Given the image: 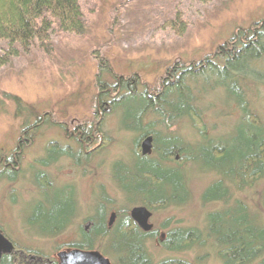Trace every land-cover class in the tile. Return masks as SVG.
Here are the masks:
<instances>
[{
  "label": "rangeland",
  "instance_id": "obj_1",
  "mask_svg": "<svg viewBox=\"0 0 264 264\" xmlns=\"http://www.w3.org/2000/svg\"><path fill=\"white\" fill-rule=\"evenodd\" d=\"M78 3L85 25L82 36L63 33L54 25L49 52L35 43L28 52L19 50V56L0 64V160L19 152L15 156L17 163L7 166L15 175L0 178V231L14 247L6 254L20 260L19 264H34L40 258L43 264L45 259L52 263L58 253L71 252L70 246L81 242L80 227L86 225L100 203L107 211L106 220L110 213L117 218L118 213L128 214L130 209L140 206L129 205L117 189L112 166L117 162L128 167L137 164L136 152L141 153L142 139L138 147L134 143L145 125L156 121V117L146 115L141 130L129 129L128 122L123 125V118L132 110L137 111L139 105L129 101L115 111L108 110L106 104L101 106L106 98L97 86L98 75L110 87L118 83L121 90L112 94L116 98L125 92L124 86L137 93L147 90L158 94L169 79L168 71L174 68L187 73L203 69L204 76L190 75L186 80L196 99L198 122L181 118L162 133L175 135L195 148L203 142L199 130L202 124L208 139L226 137L225 142L229 143L240 118L239 107L232 95L216 86L209 65L222 67L223 55L229 52L234 37L240 32H251L264 22V0H211L207 4L191 0ZM176 11L187 24L183 36L162 29ZM6 51L7 43L0 40V60ZM101 60L109 71L100 70ZM237 70L242 76L238 84L243 99L264 124V56L260 53L249 64L240 63ZM79 142L86 146L83 149L88 154H78ZM54 147L73 156H62L43 166L41 161L47 149ZM149 155L157 158L153 139ZM184 168L189 199L183 205L151 209L148 224L154 235L146 243L147 252L154 263L171 258L193 264H221L216 248L208 241L202 247L194 245L179 253L167 252L161 246L168 230L203 231L209 212L222 209L221 205L201 201L204 190L216 181L215 173L202 163L186 164ZM38 172L48 178L51 193L67 190L74 193L76 203L75 213L67 216L70 220L64 230L50 237L44 232L50 228L47 219L51 204L38 216L36 211L43 203L39 201L43 196L39 195L35 179ZM231 191L233 200L245 202L250 218L264 227V177L251 188ZM99 253L115 264L111 255L102 250Z\"/></svg>",
  "mask_w": 264,
  "mask_h": 264
},
{
  "label": "trees",
  "instance_id": "obj_2",
  "mask_svg": "<svg viewBox=\"0 0 264 264\" xmlns=\"http://www.w3.org/2000/svg\"><path fill=\"white\" fill-rule=\"evenodd\" d=\"M191 1L207 4L211 0ZM54 25L66 34H84L85 25L78 0H0V40L7 43V51L0 64L19 56V50L28 52L35 43L49 52L50 33ZM259 25L251 29V32H240L234 37L235 42L228 48L229 52L223 55L225 61L222 67L218 64L209 65L208 70L215 77L216 86L232 95L239 107L240 118L233 127L232 142L229 143L225 142L226 137L208 139L202 132V124L199 130L203 142L195 148L184 144L175 135L162 133L181 118L198 122L194 107L196 99L186 85V80L190 75L204 76L203 69L197 73H187L174 68L168 71L169 79L158 94L152 95L147 90L137 93L124 86L125 92L116 98H112V94L116 95L121 90L118 83L110 87L97 76L100 94L106 98L101 106L106 104L108 110L115 111L129 101L139 105L137 111L132 110L123 118V125L128 122L129 129L141 130L146 115L154 114L156 117V121L145 125L134 145L138 147L140 139L151 136L153 152L157 151V158L142 156L135 150L137 164L134 167L121 162L112 166L116 187L129 205L138 204L154 210L186 203L189 199L184 168L186 164L202 163L216 175V181L202 193L201 201L204 204L221 205L222 209L209 212L203 231L197 228L168 230L161 244L167 252H185L194 245L202 247L208 241L216 248L221 264H264V227L250 218V210L245 202L233 200L231 191L241 192L244 188H251L264 177V124L244 101L238 84L242 76L237 70L240 63L249 64L258 59L260 53L264 56V22ZM162 29L183 36L187 24L181 13L176 11L172 19L163 23ZM251 55H254L253 59ZM99 68L102 71L106 68L104 61H100ZM204 81L207 82L206 79ZM79 144L82 145V142ZM11 175V172L5 170L0 172V178H11ZM51 195L53 200H57L47 219L50 220V228L44 232L47 237L61 233L70 220L67 216L73 215L67 190L56 191ZM36 211L37 216L44 212L40 205ZM118 214L117 224L108 228L105 206L103 203L98 204L91 218L90 231L80 233L78 248L84 251L102 250L112 256L115 264H193L171 258L154 263L146 247L152 238L151 233L140 232L127 213ZM61 219L63 222H60ZM19 261L7 255L1 258L0 264H19Z\"/></svg>",
  "mask_w": 264,
  "mask_h": 264
},
{
  "label": "flooded vegetation",
  "instance_id": "obj_3",
  "mask_svg": "<svg viewBox=\"0 0 264 264\" xmlns=\"http://www.w3.org/2000/svg\"><path fill=\"white\" fill-rule=\"evenodd\" d=\"M105 110V109H104ZM103 109H102V111H104ZM143 139H145V138H143ZM142 139V140H143ZM142 140H141V142H142ZM141 142H140V145H141ZM78 145H80V149L81 150H79L78 152V154H81V155H85V154H88L87 153V151H85L86 150V146H84L83 144L81 145V144H78ZM83 148H85V150L83 149ZM60 152H63V155H60L59 156V153ZM66 153V154H65ZM19 154V152H16V153H14L11 157H8V158H2L1 160H0V163H2V167H1V169H0V172H3L4 170L8 173V172H11V173H13L12 171H10L9 169L10 168H7V166H9V167H11L12 166V164L14 165V164H16L17 163V159H16V155H18ZM65 154V155H64ZM62 156H73L69 151H66L65 149H58V148H52V149H47V151H46V157H45V159H43L42 160V162H44L45 163V165L44 166H47V165H49V164H52V163H54V162H56L60 157H62ZM7 162V163H6ZM6 163V164H5ZM14 175H15V173H13ZM35 179H36V181L38 182V184H39V195L40 196H43V198L42 199H40L39 201H42L43 203H41L40 204V206L42 207V209L45 211L46 209H47V204H51V206H50V210H52L53 209V205H54V203L56 202V200H57V198H55L54 200H53V198H52V196H51V190L53 189V188H48V185L50 184L51 185V183L48 181V178H46V176L43 174V173H41L40 174V172H38V175L37 176H35ZM44 184V185H43ZM42 186V187H41ZM52 186V185H51ZM53 194V193H52ZM68 198H70L68 201H70V204H71V207H72V209H71V212L73 213V215H74V211H75V209H76V203H75V200H74V193L73 194H70L69 195V197ZM148 210V209H147ZM130 211H131V209H130ZM130 211H129V213H128V215H129V218H130ZM149 212L151 211V210H148ZM51 212V211H50ZM95 212H96V207H95V209H94V214H95ZM94 214H93V216H94ZM150 214H151V216H152V213L150 212ZM110 216H111V213H110ZM91 218L92 217H90V218H88V222L86 223V225L83 227V228H81L80 227V229H79V236H81V231L82 232H89L90 231V229H91V226H92V222H91ZM150 219V218H149ZM130 220L132 221V219L130 218ZM115 223H117V218H115L114 217V220H113V223L111 224V226H109V218L106 220V225H107V227L108 228H111V227H113V225L115 224ZM132 223L135 225V227H137L138 228V230L140 231V232H143V233H151V235L153 236L154 235V231L152 230V228H150L149 230H147V231H145V230H142V229H140L139 227H138V225L135 223V222H133L132 221ZM70 224V223H69ZM79 243H74V244H72L71 246H70V248H71V250H76V249H79L78 248V245ZM80 250V249H79ZM58 255V254H57ZM5 256H7V254H1V256H0V260H1V258L2 257H5ZM8 256H10V255H8ZM42 259L40 258V260L39 261H37V262H39V264H43V262L41 261ZM45 262V264H59L58 262V257L56 256V260H55V262L53 261L52 263L51 262H49L48 263V261H47V259H45L44 260Z\"/></svg>",
  "mask_w": 264,
  "mask_h": 264
},
{
  "label": "water",
  "instance_id": "obj_4",
  "mask_svg": "<svg viewBox=\"0 0 264 264\" xmlns=\"http://www.w3.org/2000/svg\"><path fill=\"white\" fill-rule=\"evenodd\" d=\"M152 137L147 136L141 142L140 149L141 155L146 156L151 152ZM151 217L150 212L142 206H137L131 209L130 218L135 222L138 227L142 230H149L151 226L148 224V220ZM114 215L111 214L109 218V226L113 223ZM12 243L5 238V236L0 231V256L1 254L10 253L13 250ZM58 263L59 264H111L108 259H106L98 251H83V250H72L71 252H61L58 253Z\"/></svg>",
  "mask_w": 264,
  "mask_h": 264
}]
</instances>
